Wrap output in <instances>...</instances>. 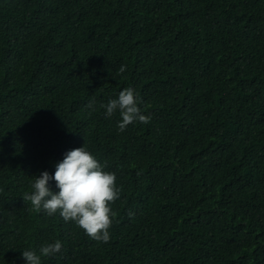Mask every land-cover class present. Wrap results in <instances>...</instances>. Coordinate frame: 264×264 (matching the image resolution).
Returning a JSON list of instances; mask_svg holds the SVG:
<instances>
[{"label":"trees","instance_id":"16d2710c","mask_svg":"<svg viewBox=\"0 0 264 264\" xmlns=\"http://www.w3.org/2000/svg\"><path fill=\"white\" fill-rule=\"evenodd\" d=\"M127 87L151 119L120 132ZM83 144L106 243L22 199ZM56 240L41 264H264V0H0V264Z\"/></svg>","mask_w":264,"mask_h":264},{"label":"clouds","instance_id":"9594fccd","mask_svg":"<svg viewBox=\"0 0 264 264\" xmlns=\"http://www.w3.org/2000/svg\"><path fill=\"white\" fill-rule=\"evenodd\" d=\"M126 66L122 65L118 72L124 73ZM90 102L88 107L91 108ZM106 110V118L119 111L118 130L126 128L139 121L149 123L151 117L144 115L138 106V95L131 87L124 88L118 97L101 104ZM105 166L81 146L65 153L62 161L55 166L54 174L47 171L36 176L31 184L32 191L23 194L22 199L31 205V210L45 212L49 216L59 214L65 222H74L91 239L98 242H108L109 229L115 213L111 205L120 198L121 188L116 184V175L104 170ZM55 181L58 191H53L49 181ZM62 242L42 245L39 254L36 250L21 252L25 264H41V257L59 253Z\"/></svg>","mask_w":264,"mask_h":264}]
</instances>
